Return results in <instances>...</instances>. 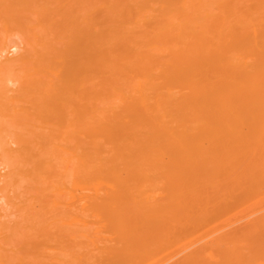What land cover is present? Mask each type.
<instances>
[{"label":"bare ground","instance_id":"obj_1","mask_svg":"<svg viewBox=\"0 0 264 264\" xmlns=\"http://www.w3.org/2000/svg\"><path fill=\"white\" fill-rule=\"evenodd\" d=\"M0 167V264H264V0H0Z\"/></svg>","mask_w":264,"mask_h":264},{"label":"rangeland","instance_id":"obj_2","mask_svg":"<svg viewBox=\"0 0 264 264\" xmlns=\"http://www.w3.org/2000/svg\"><path fill=\"white\" fill-rule=\"evenodd\" d=\"M11 50H12V53L15 52V50H13V49H11ZM10 53H11V52H10ZM0 168H1V167H0ZM0 202H3V203H4V202H5V199H3V198L0 199ZM0 205H2V203H0ZM5 205H6V204L4 203L3 206H5Z\"/></svg>","mask_w":264,"mask_h":264}]
</instances>
